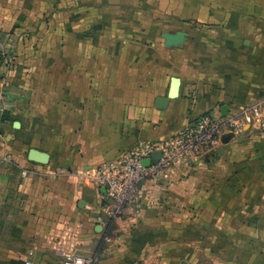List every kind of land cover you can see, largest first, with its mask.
Returning <instances> with one entry per match:
<instances>
[{
    "label": "crops",
    "instance_id": "0c3cea01",
    "mask_svg": "<svg viewBox=\"0 0 264 264\" xmlns=\"http://www.w3.org/2000/svg\"><path fill=\"white\" fill-rule=\"evenodd\" d=\"M254 103L264 0H0V264L97 259L150 207L154 264H264V133L146 180L122 217L93 178L142 141Z\"/></svg>",
    "mask_w": 264,
    "mask_h": 264
},
{
    "label": "built area",
    "instance_id": "2783aa9c",
    "mask_svg": "<svg viewBox=\"0 0 264 264\" xmlns=\"http://www.w3.org/2000/svg\"><path fill=\"white\" fill-rule=\"evenodd\" d=\"M249 129L264 133V105H241L231 117L222 119L207 112L190 120L168 138L142 141L124 151L112 161H106L94 171L99 188L109 185L107 211L110 218L122 217L137 204L142 184L148 179L165 176L171 168L199 162L214 150L225 133L240 137ZM1 136V124H0ZM155 151L161 152L156 163L144 165ZM92 258L71 255L63 264H90ZM31 264V261H25Z\"/></svg>",
    "mask_w": 264,
    "mask_h": 264
},
{
    "label": "rangeland",
    "instance_id": "374dc122",
    "mask_svg": "<svg viewBox=\"0 0 264 264\" xmlns=\"http://www.w3.org/2000/svg\"><path fill=\"white\" fill-rule=\"evenodd\" d=\"M214 161L213 158L207 162L213 163ZM182 166L184 165L180 167ZM150 209V221L141 222L131 228L125 227V236H114L107 244L105 251L100 253L97 259H93L90 264H100L99 260H107L109 264H154L155 222L153 208L150 207Z\"/></svg>",
    "mask_w": 264,
    "mask_h": 264
},
{
    "label": "water",
    "instance_id": "95a60500",
    "mask_svg": "<svg viewBox=\"0 0 264 264\" xmlns=\"http://www.w3.org/2000/svg\"><path fill=\"white\" fill-rule=\"evenodd\" d=\"M185 33H179V34H174V33H169V32H165L163 33V37L166 39L167 42L175 44V45H179L184 41V37ZM177 86H178V79H175L174 84H173V88L171 93L169 94L168 97L166 98H159L157 100V107L158 108H165L167 106V102L169 100V98L175 97L177 94ZM228 114V106L224 105L222 107V115L226 116ZM234 137V135L232 133H225L221 136V142L222 143H228L232 138ZM29 157L32 160L35 161H40V162H45L47 160V155L46 153L40 152L36 149H31L29 152ZM161 157V152L160 151H155L151 154V157L148 159L144 160V165L149 166L152 163H156L159 158ZM109 187L108 184H106L105 187H102V191L103 193L107 192V188ZM101 228V227H100Z\"/></svg>",
    "mask_w": 264,
    "mask_h": 264
},
{
    "label": "trees",
    "instance_id": "16d2710c",
    "mask_svg": "<svg viewBox=\"0 0 264 264\" xmlns=\"http://www.w3.org/2000/svg\"><path fill=\"white\" fill-rule=\"evenodd\" d=\"M208 161V160H207Z\"/></svg>",
    "mask_w": 264,
    "mask_h": 264
}]
</instances>
